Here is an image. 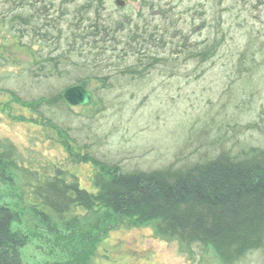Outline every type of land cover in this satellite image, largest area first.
<instances>
[{"label":"rangeland","instance_id":"obj_1","mask_svg":"<svg viewBox=\"0 0 264 264\" xmlns=\"http://www.w3.org/2000/svg\"><path fill=\"white\" fill-rule=\"evenodd\" d=\"M80 11L121 19L124 32L164 28L165 41H146L150 57L108 51L97 58L112 64H84L66 42ZM136 64L152 65L124 68ZM77 77L90 100L70 106L58 97ZM61 135L90 160L73 161ZM254 150L264 151V0H0V206L26 235L23 264H231L211 245L161 234L155 220L78 205L56 213L37 187L61 172L95 191L93 160L151 170ZM233 263L264 264V247Z\"/></svg>","mask_w":264,"mask_h":264},{"label":"trees","instance_id":"obj_2","mask_svg":"<svg viewBox=\"0 0 264 264\" xmlns=\"http://www.w3.org/2000/svg\"><path fill=\"white\" fill-rule=\"evenodd\" d=\"M86 14H75L66 35L67 48L82 54L84 64H112L103 55L97 58L100 52L108 51L118 57L129 52L150 57L144 48L146 41H165L164 28L160 33L156 28L143 33L140 24L135 23L134 29L124 32L121 19L108 21L98 11L90 18ZM139 65L124 68L135 72L152 64ZM47 67L50 66L42 65L40 69L47 73ZM59 70L58 66L52 69ZM100 76L105 79L108 74ZM71 83L87 81L77 77ZM58 98L63 100L62 94ZM61 137L60 142L73 161L90 160L88 154L77 155L72 139ZM93 161L98 166L95 191L65 180L58 172L37 187L42 202L56 213L78 205L92 210L108 208L122 222L155 220L161 234L211 245L231 264L246 252L264 247V151L254 150L246 158L219 152L186 167L168 165L151 170L121 171L117 165ZM16 218L15 211L0 206V264H23L20 249L26 244V235L12 231L11 223ZM113 226L109 223L106 229Z\"/></svg>","mask_w":264,"mask_h":264},{"label":"water","instance_id":"obj_3","mask_svg":"<svg viewBox=\"0 0 264 264\" xmlns=\"http://www.w3.org/2000/svg\"><path fill=\"white\" fill-rule=\"evenodd\" d=\"M117 6H123L124 0H114ZM63 98L69 105H82L86 104L90 99V92L82 85H72L66 88L63 92Z\"/></svg>","mask_w":264,"mask_h":264}]
</instances>
